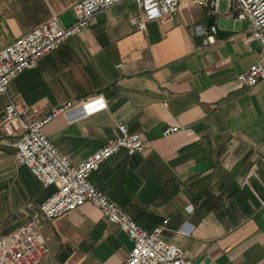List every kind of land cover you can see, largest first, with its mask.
<instances>
[{"label": "crops", "instance_id": "crops-1", "mask_svg": "<svg viewBox=\"0 0 264 264\" xmlns=\"http://www.w3.org/2000/svg\"><path fill=\"white\" fill-rule=\"evenodd\" d=\"M79 0H0V50L56 15L77 19ZM135 0L98 12L12 81L0 96L41 115L69 101L101 97L105 106L77 120L60 114L45 125L49 139L78 164L125 123L144 148L125 149L90 179L141 227L163 223L164 237L207 264H264V80L245 86L238 75L257 62L261 43L248 40V22L221 0L217 15L182 0L174 19L150 20L144 30ZM216 23V41L203 48L196 25ZM178 131L163 136L166 128ZM14 139L0 131V236L26 223L55 190L14 159ZM49 253L41 264H123L133 241L86 203L42 220ZM197 264V263H196Z\"/></svg>", "mask_w": 264, "mask_h": 264}, {"label": "built area", "instance_id": "built-area-1", "mask_svg": "<svg viewBox=\"0 0 264 264\" xmlns=\"http://www.w3.org/2000/svg\"><path fill=\"white\" fill-rule=\"evenodd\" d=\"M125 0H79L75 5L77 19L64 25L56 15L33 28L13 43L0 50V96L8 94L9 85L24 71L36 66L41 58L56 50L68 38L88 28L94 16ZM141 15L134 22L141 30L150 20L170 22L180 9L182 0H135ZM208 8L210 15H217L221 0H189ZM229 12L248 22V40L261 43L259 59L238 75L245 86H255L264 80V0H226ZM193 33L204 36L201 48L216 41L218 26L196 25ZM105 106L101 97L69 101L41 115L35 106L19 107L12 98L4 108L0 131L13 138L14 159L27 166L45 186H54V192L40 204L37 211L24 224L0 236V264H41L50 251L48 238L43 232L42 220L51 221L74 211L86 203L99 208L103 218L117 224L133 241V248L123 264H196L182 247L164 237L166 225L148 230L141 227L122 207L112 201L91 181V175L102 164L125 149L129 155L141 151L145 142L142 134L131 132L125 123H119L115 136L84 161L75 164L46 135L44 127L56 116L68 114L77 120ZM166 128L163 136L178 131Z\"/></svg>", "mask_w": 264, "mask_h": 264}, {"label": "water", "instance_id": "water-1", "mask_svg": "<svg viewBox=\"0 0 264 264\" xmlns=\"http://www.w3.org/2000/svg\"><path fill=\"white\" fill-rule=\"evenodd\" d=\"M263 199H264V195H263ZM256 219L259 223L260 226H262L264 228V205L262 206V208H260V210L258 211L257 215H256ZM209 259L207 258V256L204 254L202 257H200L198 260H196L197 264H207L209 263Z\"/></svg>", "mask_w": 264, "mask_h": 264}]
</instances>
